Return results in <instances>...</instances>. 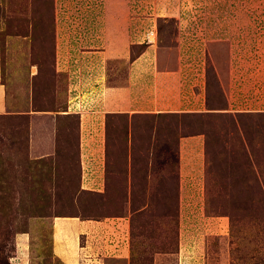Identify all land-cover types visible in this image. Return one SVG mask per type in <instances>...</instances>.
<instances>
[{
	"label": "rangeland",
	"instance_id": "rangeland-1",
	"mask_svg": "<svg viewBox=\"0 0 264 264\" xmlns=\"http://www.w3.org/2000/svg\"><path fill=\"white\" fill-rule=\"evenodd\" d=\"M0 82V264H64L59 216L126 227L83 264H264V0H0Z\"/></svg>",
	"mask_w": 264,
	"mask_h": 264
},
{
	"label": "crops",
	"instance_id": "crops-1",
	"mask_svg": "<svg viewBox=\"0 0 264 264\" xmlns=\"http://www.w3.org/2000/svg\"><path fill=\"white\" fill-rule=\"evenodd\" d=\"M140 56L135 58L133 60V63H136ZM139 72L142 71V69H138ZM137 71V73H138ZM158 73V74H157ZM164 73L162 72H156L154 73V77H148L145 75V81L139 84L137 80L131 81V79H125L124 81H120V83H117L116 85H110L109 88H106V96L105 99L107 101V105L111 107V109L106 110L105 112L107 113H113L117 115L118 113H123V112H128L127 110H130V106H126L128 103L129 105H132V102H136L135 99L130 100L128 102H125V99H123V93L124 96L130 95L131 91L134 89L136 90L137 88H141L143 86L145 87H150L156 89L155 92L159 91L161 93H165L163 89L168 88L171 84L169 81L168 77L166 75H163ZM140 76V74L138 73ZM179 84V83H178ZM174 86V84H172ZM107 87V86H106ZM163 91V92H162ZM169 92V91H168ZM4 86L0 82V111L3 108L4 105ZM165 97H170L169 93H165ZM121 98V99H120ZM131 98V97H130ZM192 98V95L189 93L184 101L176 100V102H172L174 104H177L176 107L180 106L183 102L188 105L190 104V99ZM166 102L168 104L170 103V100L167 98ZM183 110H188V109H183ZM194 110V109H193ZM193 137V136H192ZM188 140V137H185L184 139ZM182 139V138H181ZM190 139V138H189ZM93 145V141H91ZM197 145H186V149L184 151H196ZM91 150H93V146L91 147ZM91 154L93 155V151H90ZM91 166L93 167V156L91 157ZM88 178V183H99V177L96 175L90 174ZM107 219V218H106ZM105 222V224H104ZM104 224V228L106 227L109 232L112 234H118V233H125L126 230L124 226L118 227L117 225H110L109 223H106V221L103 220H88V219H80L75 216H59V217H54L53 222H51V235H52V240H51V252L56 255L57 257L60 258V260L64 264H77L79 261V264L82 262V260H79V257L81 255V249L83 246L79 244V238L78 235H81V237H87L89 235L90 237L92 236L93 238L96 236V232H98L99 229H101L102 225ZM120 228H122L120 230ZM123 232V233H122ZM126 234V233H125ZM95 235V236H94ZM96 243H93L96 252L99 253V256L97 258H93V264H102V259L104 257L106 258H111L112 259V264H117L119 260H124L128 258V252H127V240L126 243L123 244L121 248V253H115L114 255H103L102 252V245L100 242L95 241ZM91 246V245H90ZM112 248V251H118L116 247V244L110 245ZM93 248V247H92ZM115 248V249H114ZM201 249V250H199ZM83 252V251H82ZM206 258L202 252V247H194L191 248L190 250L185 251V258L180 260L181 264H207L205 261ZM83 264V262H82Z\"/></svg>",
	"mask_w": 264,
	"mask_h": 264
},
{
	"label": "trees",
	"instance_id": "trees-1",
	"mask_svg": "<svg viewBox=\"0 0 264 264\" xmlns=\"http://www.w3.org/2000/svg\"><path fill=\"white\" fill-rule=\"evenodd\" d=\"M135 56H136V55H134V54H130V55H129V58H130L131 60H133V59L135 58ZM156 114H161V113L158 112V113H156Z\"/></svg>",
	"mask_w": 264,
	"mask_h": 264
}]
</instances>
